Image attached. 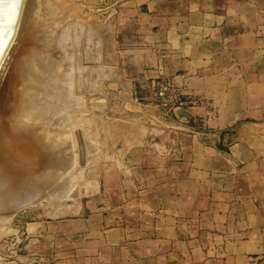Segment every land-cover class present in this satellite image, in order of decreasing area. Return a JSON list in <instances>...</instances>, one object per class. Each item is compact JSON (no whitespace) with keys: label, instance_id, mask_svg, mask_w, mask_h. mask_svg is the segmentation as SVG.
<instances>
[{"label":"rangeland","instance_id":"374dc122","mask_svg":"<svg viewBox=\"0 0 264 264\" xmlns=\"http://www.w3.org/2000/svg\"><path fill=\"white\" fill-rule=\"evenodd\" d=\"M61 6L65 17L86 26L82 64L90 76L99 68V89L92 91V76L85 89L86 100L97 94L96 130L91 123L84 129L98 152L88 162L85 151L84 176L68 199L52 203L37 194L34 206L19 210L11 224L16 233L0 241V264H142L131 261L140 250L127 246L147 222L136 207L143 184L129 177L130 168L140 181L143 175L167 180L172 164L189 161L191 141L209 142L205 118L191 114L179 124L156 105L159 64L187 75L193 100L214 105L227 121L225 133L256 156L258 167L239 170L259 175L264 188V0H64ZM90 34L101 41L95 66L88 64ZM117 215L133 224V235L118 230Z\"/></svg>","mask_w":264,"mask_h":264},{"label":"bare ground","instance_id":"6f19581e","mask_svg":"<svg viewBox=\"0 0 264 264\" xmlns=\"http://www.w3.org/2000/svg\"><path fill=\"white\" fill-rule=\"evenodd\" d=\"M4 1L0 22L15 21L9 36L0 30V241L16 233L14 218L37 203V194L63 202L83 178L85 151L88 162L98 152L84 129L91 123L95 133L99 111L97 94L86 100L85 89L92 76L97 91L100 78L99 68L90 76L82 64L86 26L65 17L64 0ZM97 38L89 35L91 66L99 62Z\"/></svg>","mask_w":264,"mask_h":264},{"label":"crops","instance_id":"0c3cea01","mask_svg":"<svg viewBox=\"0 0 264 264\" xmlns=\"http://www.w3.org/2000/svg\"><path fill=\"white\" fill-rule=\"evenodd\" d=\"M166 70L159 64L155 70L157 78L174 76L183 84L179 77L184 73L169 74ZM185 84L187 99L193 100L194 86L187 75ZM194 101L198 106L184 107L178 114H171L179 124L187 123L191 114L195 119L205 118L208 144L191 141L189 161L172 164V175L169 174L167 180H150L143 175L140 181L133 173L137 168H130L129 177L134 178V183L143 184L142 203L136 206L140 207L137 212L147 217V222L141 225V237L127 243L130 248L140 250L133 253L131 261L142 264H264V188L259 185V175L239 170L240 164L251 171L258 167L256 156L247 146L239 144L234 135L225 133L227 121L214 105L209 101ZM199 107L204 110L201 115L197 113ZM212 108L213 118L209 121L206 112ZM218 143L229 153H224ZM121 192L123 197L129 198L127 193ZM115 220L118 230L122 226L125 237L133 235L132 223L118 215Z\"/></svg>","mask_w":264,"mask_h":264},{"label":"built area","instance_id":"2783aa9c","mask_svg":"<svg viewBox=\"0 0 264 264\" xmlns=\"http://www.w3.org/2000/svg\"><path fill=\"white\" fill-rule=\"evenodd\" d=\"M179 78L183 84L176 80L174 76H160L157 78V81H154L152 96L156 105L161 110L178 114L184 107L194 106L198 103L197 101L187 99L189 96L187 92L188 87L185 84L186 75L183 74ZM212 118L213 111L208 110L206 112V119L210 121Z\"/></svg>","mask_w":264,"mask_h":264},{"label":"water","instance_id":"95a60500","mask_svg":"<svg viewBox=\"0 0 264 264\" xmlns=\"http://www.w3.org/2000/svg\"><path fill=\"white\" fill-rule=\"evenodd\" d=\"M10 1L11 0L4 1V5H7ZM18 3H19V0H18ZM17 6H18V4H17ZM17 6H16V8H17ZM14 21H15V17L13 18L12 22L8 25H2V23L0 22V30H4L5 34H7L9 36L11 33V30L13 29Z\"/></svg>","mask_w":264,"mask_h":264}]
</instances>
